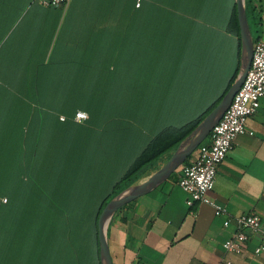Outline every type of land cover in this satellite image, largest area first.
<instances>
[{"label":"crops","instance_id":"crops-1","mask_svg":"<svg viewBox=\"0 0 264 264\" xmlns=\"http://www.w3.org/2000/svg\"><path fill=\"white\" fill-rule=\"evenodd\" d=\"M89 1L72 0L60 9L33 0L17 5L18 13L9 5L0 7V62H19L11 64V76H66L69 93L97 94L99 100L97 114L89 104H80L77 109L88 119L64 128L61 117H53L52 102L44 110L20 99L14 87H0V100L19 103L15 125H31L1 136L0 156L26 160L34 149L40 157L36 169L41 170L44 154L57 152L60 138L75 144L81 140L82 147L71 153L77 158L73 162L81 171L80 182L50 187L62 191L68 206L95 204L92 222L112 186L157 135L184 126L222 100L238 74L240 37L228 29L236 0H154L134 6L130 21L121 19V6ZM251 2L262 41L264 0ZM173 151L165 153V164L159 165V158L137 182L162 169ZM22 166L25 169V162ZM14 167H0L10 174L1 186L12 194L22 188ZM181 167L115 213L106 232L112 263L218 264L225 256L223 243L237 232L234 219L257 215L259 229L244 232L242 253L230 259L233 264H264V252L254 254L264 231V99L218 166L207 195L227 215L216 216L207 204L186 205L188 195L177 184ZM117 169L122 172L119 179L105 193L96 191L106 170ZM15 200L13 204L34 202ZM12 228L13 222L0 221V232ZM33 241L45 252L96 250L95 232H36Z\"/></svg>","mask_w":264,"mask_h":264},{"label":"trees","instance_id":"trees-1","mask_svg":"<svg viewBox=\"0 0 264 264\" xmlns=\"http://www.w3.org/2000/svg\"><path fill=\"white\" fill-rule=\"evenodd\" d=\"M32 1L33 0H0V7L9 5L15 10L13 11L14 13H18L16 12L17 5H28ZM136 1L137 0H90L88 3L106 6H121L123 10L121 19L123 21H130L131 9L136 5ZM152 1L154 0H143L140 6L146 2ZM245 1L246 14H248V5H252V0ZM251 9H253L252 6ZM107 15L113 16L114 14ZM228 29L232 34L240 37L236 4L233 6ZM257 33L255 41L261 39L259 35L260 32L257 31ZM252 36H254L253 32ZM14 63L19 62H12V64ZM0 65V67H4V63H0ZM19 82L21 85H15L13 87L20 91L18 93L15 92L20 99L22 97L28 101L29 104L43 107L44 110H46L45 105L48 104V106H50L52 102L53 105H56V108L53 110V117H55L57 121L60 117L64 118L63 122L59 120V124H61L60 127L66 128L76 122L74 120L75 114L77 111H80L77 109L79 107L78 105H80L77 103V96L81 99L85 94L69 93L67 91L68 78L66 76H20ZM217 103L184 126L166 129L157 135L147 149L136 158L120 180L112 186L111 190L98 207L94 220L90 222L91 226L87 224L85 227L81 225L75 226L74 224L77 219L75 216L70 215L73 213L70 208H74L72 210L74 212L80 210L83 212V206H68L64 204L62 202L64 199L61 196L62 191L60 189L53 190L50 187L51 183H57L59 186L66 188L67 183L76 184L80 182L79 177H81V171L78 169V165L76 166V162H73V160L75 161L77 158H74L71 153L73 150H79V148L82 147L81 140L75 141V144L67 140V138H60L57 143V152L51 153V150H47L46 154H44L41 170L36 169L40 157L35 153L34 149L31 151V154L26 157V160L20 155L7 158L0 156V167L5 166L7 170L9 164L12 166L14 165L18 169L15 175L22 187L21 189H16L14 194L10 191L8 192V190L1 185L3 184L4 177L10 174L9 172H0V199L6 198L7 200L5 204L0 202V221L13 222V228L9 230L10 232H2L3 230L0 232V264H86V262L87 264H100L97 221L108 201L120 191L133 185L137 180L144 177L147 174L148 167L160 156L170 150H175L214 109ZM18 107L19 103L16 101H14L13 104L12 100H0V112L6 111L4 108L9 110V120L5 122L4 125L6 131L0 132V137L13 131L20 132L22 127L23 129L29 127V124L23 126L19 124L15 125L14 119L16 118L14 112L18 113V110H20ZM29 128L31 129V125ZM203 144H205V141ZM190 157L188 159H190ZM24 162L25 169L22 166ZM172 175H174V173ZM15 197H25L28 198V200L33 198L34 202L25 205L13 204L16 201ZM81 218L84 219L85 216L82 215ZM5 231L8 230L5 229ZM85 231L95 232L96 250L94 253L82 254L71 251L45 252L41 247L36 246L33 241L36 238V232L68 233Z\"/></svg>","mask_w":264,"mask_h":264},{"label":"built area","instance_id":"built-area-1","mask_svg":"<svg viewBox=\"0 0 264 264\" xmlns=\"http://www.w3.org/2000/svg\"><path fill=\"white\" fill-rule=\"evenodd\" d=\"M48 7L66 8L71 0H36ZM143 0L136 1L138 8ZM264 99V41H254L250 68L239 91L234 95L231 105L224 112L219 122L213 127L209 142L201 144L197 157L181 167L178 186L188 198L186 205L192 208L196 203L207 204L214 210L216 216L227 215L224 207L208 198V193L214 188L217 168L224 161L227 154L233 150L237 136L243 134L248 118L257 113L260 101ZM88 119V114L77 111L74 120L78 123ZM60 120H64L63 117ZM2 204L6 198L0 199ZM260 218L257 215L240 216L234 219L237 232L223 243L224 258L218 264H233L231 255H240L243 245L247 241L246 230L257 231ZM229 221L224 222V227ZM264 252V231L261 232V242L255 248L254 254Z\"/></svg>","mask_w":264,"mask_h":264},{"label":"water","instance_id":"water-1","mask_svg":"<svg viewBox=\"0 0 264 264\" xmlns=\"http://www.w3.org/2000/svg\"><path fill=\"white\" fill-rule=\"evenodd\" d=\"M237 20L240 36V67L237 77L217 106L198 124V126L177 146L168 163L148 178L120 191L108 201L97 221L100 264H113L110 256L106 232L115 213L126 203L165 182L209 137L213 127L231 105L234 95L239 91L250 68L254 39L246 14V1L236 0Z\"/></svg>","mask_w":264,"mask_h":264},{"label":"rangeland","instance_id":"rangeland-1","mask_svg":"<svg viewBox=\"0 0 264 264\" xmlns=\"http://www.w3.org/2000/svg\"><path fill=\"white\" fill-rule=\"evenodd\" d=\"M248 23H249V26L252 30V32L254 33V37L256 38L257 36V27L255 26V22L252 18V9H251V6L248 5ZM257 33V34H256ZM264 41V40H262ZM0 63H4V67H0V87H5V86H10V87H13V86H18V85H21L20 82H19V77H14V76H11L10 74L14 71H11V64L12 62H0ZM1 66V65H0ZM97 94H92V96L90 95H84L82 96V98L80 99L78 96H77V103L79 104H89L90 106L88 107L94 114H97L98 112V101L97 100ZM4 110L6 111H2L0 112V132H3L4 130L6 131V128H5V122H7L9 119H8V115H9V110L7 108H4ZM97 116V115H96ZM95 116V117H96ZM97 118V117H96ZM175 151H173L174 153ZM197 152V150H196ZM172 153V155H173ZM169 154V153H167ZM167 154H163L162 156H160V161H158L161 165L162 163H164V161L167 159L168 155ZM158 158V159H159ZM157 159V160H158ZM155 160L151 166L148 167V169H150V167H152V165H154L156 167V161ZM165 164V163H164ZM153 166V168H155ZM122 174V172H120L119 169H117L116 171L115 170H112V171H107L103 174L105 176L104 178V181L101 183V187L98 188V186H95L96 188V191L98 189L99 192H102V193H105L107 191V189L110 188V186L117 180L119 179L120 175ZM103 177V176H102ZM105 185V186H104ZM104 186V188H102ZM95 204H85L82 208L83 212H80V211H72L74 208H70L71 213L69 212V214L71 216H75L77 221H73L75 222V226H86L87 225H90V217L92 216V209L94 208ZM77 209V208H76ZM69 211V210H68ZM79 213H82L81 216H85L84 219H87V220H84L81 218V216L79 215ZM79 219H82V220H79ZM88 227V226H87Z\"/></svg>","mask_w":264,"mask_h":264}]
</instances>
